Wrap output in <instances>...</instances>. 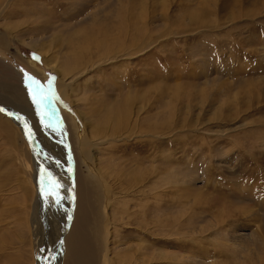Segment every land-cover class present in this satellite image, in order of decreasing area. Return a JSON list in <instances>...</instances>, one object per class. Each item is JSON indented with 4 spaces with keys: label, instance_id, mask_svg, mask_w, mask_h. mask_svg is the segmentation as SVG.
<instances>
[{
    "label": "rangeland",
    "instance_id": "rangeland-1",
    "mask_svg": "<svg viewBox=\"0 0 264 264\" xmlns=\"http://www.w3.org/2000/svg\"><path fill=\"white\" fill-rule=\"evenodd\" d=\"M118 1L129 4L119 14L124 33L144 38L146 49L70 79L67 105L51 67L61 71L70 54L52 39L71 33L68 19L89 20L96 11L113 14L116 26ZM2 85L12 98H35L41 128L35 135L20 112L24 103L6 109L0 101V264H54L59 252L58 264H71L82 254L60 248L78 217L71 198L82 179L91 210L79 239L93 245L101 222L108 258L133 247L141 250L119 258L134 252L146 257L143 264H264V0H0ZM128 97L132 112L140 109L131 116L138 128H154L158 139L135 145V133L129 142L98 143L92 109ZM63 105L82 124L85 158ZM15 114L27 129L9 122Z\"/></svg>",
    "mask_w": 264,
    "mask_h": 264
},
{
    "label": "bare ground",
    "instance_id": "bare-ground-1",
    "mask_svg": "<svg viewBox=\"0 0 264 264\" xmlns=\"http://www.w3.org/2000/svg\"><path fill=\"white\" fill-rule=\"evenodd\" d=\"M88 2H86L85 5H83V7L86 6ZM110 6L111 5L106 6L107 9L110 8ZM116 6H117V8L116 7L115 8L117 9V13L114 16L115 17V21H116V26H114L112 24L113 21L111 22V19H112L111 16H113V14H111L110 12H108L106 14V11L104 13L103 10L102 11H96V12H94V13H92L90 15V17L88 18L89 20H84V21L77 22L76 20L78 18L75 17L76 18L75 22H77V23H72V22H74V19H71V20L68 19V22H71V24H72L71 33L65 35L66 38H62L60 36V37H55V38L52 39V41H57V44H59V46L60 45L64 46V48L66 50H69V54H70L69 56H67L65 59L62 60V61H65V62L61 65V71H59V68L57 66L53 65L51 67V68H54V71H56L58 73L59 77H60V79H59V81L57 83V88L60 90V93H61L60 95L62 96L61 99L63 101L65 100L67 102V105L71 103L70 101H67L69 99V97H68V95L66 93L67 90L70 89V87L72 85V84L70 85V81H69L70 79H72V78L74 79V78H77V77L81 78V77H84L86 75H90L93 72H95L97 74L98 72H96V70H98V69L100 70V68H102L106 64H112L113 62H118V60H119L118 58H122V59L131 58V57L135 56L136 54L141 53L143 50L146 49L147 45H146V42H145L144 38L138 36L137 38H135L133 40H129L128 37H127V34H125L124 31H123V26H125L124 25L125 19H124V17L122 19V15H119V14H120V10H121V12L123 10L127 11V9L129 8V4L127 3V1H125L124 3H120L118 1ZM140 6H143L142 3H141ZM101 20H102V22L104 24L107 22L105 24L106 27H102L101 26V25H103L100 22ZM110 23L115 28L113 26H111ZM47 25H49L48 22H47ZM86 25L89 26V27H86ZM49 26H47L46 28L49 29ZM79 26H80V28H76V27H79ZM82 26L85 27V28H83ZM119 29H122L123 32L122 33H117V32H119V31H117ZM94 32L98 33V35L95 34ZM139 32L140 31H138V34H139ZM140 35H142L141 32H140ZM128 40L130 42H128ZM33 67H34V65H33ZM122 76H124V77H122V80H121L123 83L128 81L127 80L128 77H126L125 74L122 75ZM114 79L118 80L117 77L114 78ZM71 82H72V80H71ZM97 84H100V83L97 82ZM116 84H120V83L117 82ZM126 84H127V82L125 83V85ZM103 86H104V84H102V87ZM108 86L111 87V89H112V87H115V82L110 80V83H108ZM108 86L105 84V87H107V92H108V89H109ZM0 91L5 93V94H9L8 98H2V97L0 98V101H2L3 106L6 107V109L8 107L9 108H14L15 107V102L17 100H19L20 103H24L25 107H23L24 106L23 105L22 108H19L20 112L30 118V120L29 119L28 120L31 122L32 128L34 130V134H35V132H37L39 130V127H40V121H39L40 116L38 114L40 108L38 107L37 102L33 103V99H35V98L32 97L31 94H30L31 97H29V99L27 98V100H25L24 97L23 98H19V99H18V97L16 99L12 98V97H14L15 92L11 88L9 90V89L6 88V86L3 87V85L0 86ZM126 98H127V96H126ZM104 100H105V97H104ZM99 103H100V101H99ZM101 103H103V105H104L103 106L104 110L103 109H100V110L92 109L94 111L92 113V116H93V118H95L94 119V125H95L94 127H95L96 131H94V132L95 133L97 132L96 133V137L99 138V140H98L99 142L97 141L98 143H100V144H111V145L115 144V145H117L120 142H123V143L129 142V140H128L129 138L128 137H130V135L132 136V134H135V133H136L135 134L136 136L133 139V140L137 141V143H135V145H139L141 143H143V145H144V143H146L145 140H149L150 139V141H151V139L152 140H154V139L157 140L158 139V137H159L158 135L159 134L154 128H151L149 131H147V129H144V128H138V125L141 124V123L140 124L138 123L139 119H137V117H136L135 120L132 119V118H134L135 114H137V112L140 111V109H138L134 113L132 112V106L134 105V99H131V98L128 97V99H124L122 101H118V102L113 101L112 103L110 102L111 104L107 100H106V103H105V101L104 102L101 101ZM61 109L68 113L66 115V118L68 117L67 118L68 126H70V129H71V132H72V135H73L74 145H75V147H77L79 149V151L82 153V156L85 158L86 155H84V153H85L84 148H87L88 142H87V138L84 136V131H83V128H82V124L79 123V121H78L76 115H74V113H71L69 111V109L65 108V105H63ZM10 110H13V109H10ZM4 113H7V112H4ZM7 114H10V113H7ZM131 116H132V118H131ZM15 117L12 118L11 120H9V122L13 123L14 125L17 124V126L19 125V128H21L22 130H24V128L27 129L28 124L24 121V119H21L18 115H16ZM14 121L16 122V124L14 123ZM42 130H43V128H42ZM50 131H51V129H50ZM49 138L51 140H53L50 135H49ZM118 146H120V144ZM133 146H134V143H133ZM47 147L45 145H41L42 151H45L46 154L49 157H53V159H55V161H54L55 164L54 165L60 169V165H59V162H58L59 160L56 161V157H58V156L56 154L53 156L51 153L47 152L46 151ZM52 147H54V146H52ZM109 148H110V146H109ZM78 149H76V150L78 151ZM53 152H55V151H53ZM61 155H63V154H61ZM48 166H50V165H48ZM56 167H55V169H56ZM56 178H58V177H56ZM76 178H77V181L80 178V177H78L77 173H76ZM55 180H57V179H55ZM175 182H176V180L173 183H175ZM63 183L67 184V182H63L62 181V184ZM51 189H52L51 190V192H52L54 188L52 187ZM73 190H74L75 194L72 193L73 197H72V195H71V197L73 199L71 198V201L72 200H77V203H78L77 204L78 217H77V220H76L75 225L73 227V232H71L69 234V236L64 240V242H62V244L60 245V248H62V246H64L63 248H64V250H68L69 256H71V255L75 256L74 254H76V253L72 252L74 248H76V251L80 252V250H82L83 252H82L81 255L79 254V257H77V256H75V258L73 257L74 262L71 263V264H141V263L143 264V263H145V261H147L146 257H144L141 254L139 255V254L134 253V252L130 253L131 251L139 252L141 250V249H136V248H133V247H125L124 251L120 250V251L117 252V254L114 253L115 256L117 255L116 257H113L114 259H116L114 262H112V260H111L113 258H108L107 255H102L103 252H105V253L107 252V245H106V242L103 239H100V234L102 232L101 231V225H100L101 222L99 223V226L96 225L97 227H94L95 230H94V233H93L92 236L94 237V241L95 242H94L93 245L89 246L90 245L89 244L90 242L88 241L89 238L86 239L85 237H81L79 239V235L81 233L80 228L82 226L83 221L85 220V214H87L89 212V209L91 210L90 204L88 202L89 201L88 200V189L86 188V181L83 180V179L80 180L78 185L76 183L75 188L73 186ZM63 191H64V189L62 190V192ZM43 192H44V190H43ZM46 193H48V192H45V194ZM73 203H72V205H74ZM91 206H93V205L91 204ZM62 207H63V205H62ZM92 211H93V208H92ZM66 213H67V211H66ZM142 213H143V211H142ZM35 215H36V212H35ZM35 218H36V216H35ZM190 218L188 217L186 219L187 220V224H192L193 223V222H191ZM86 223H87V221H86ZM75 228H76V231L74 233V229ZM74 238L77 239L76 246H74V245L72 246V244H71V242L74 240ZM60 243H61V241H60ZM62 250L63 249H61L60 251H62ZM94 251L96 252L97 255L96 254L95 255L94 254L91 255ZM128 251H130L128 255L125 254L123 257H120L121 259L119 258L118 254L123 253V252L128 253ZM55 255H56V258H57L56 259L57 262L55 260L54 264H58L61 254L59 252V253H57ZM95 256H96V259H95ZM97 256H98V258H97ZM99 256L101 257L102 262H101V259L99 261V258H100Z\"/></svg>",
    "mask_w": 264,
    "mask_h": 264
},
{
    "label": "snow or ice",
    "instance_id": "snow-or-ice-1",
    "mask_svg": "<svg viewBox=\"0 0 264 264\" xmlns=\"http://www.w3.org/2000/svg\"><path fill=\"white\" fill-rule=\"evenodd\" d=\"M33 103H36L35 99H33ZM0 111H3V109H0ZM56 202L59 203V200L57 199Z\"/></svg>",
    "mask_w": 264,
    "mask_h": 264
}]
</instances>
